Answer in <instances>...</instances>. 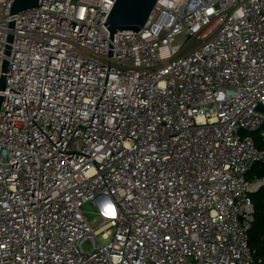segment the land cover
<instances>
[{
	"label": "built area",
	"instance_id": "obj_1",
	"mask_svg": "<svg viewBox=\"0 0 264 264\" xmlns=\"http://www.w3.org/2000/svg\"><path fill=\"white\" fill-rule=\"evenodd\" d=\"M13 2L0 0V264H256L264 0H157L113 38L116 0Z\"/></svg>",
	"mask_w": 264,
	"mask_h": 264
},
{
	"label": "water",
	"instance_id": "obj_2",
	"mask_svg": "<svg viewBox=\"0 0 264 264\" xmlns=\"http://www.w3.org/2000/svg\"><path fill=\"white\" fill-rule=\"evenodd\" d=\"M157 0H116L108 15L105 25L108 27L111 37L119 31L135 30L138 32L147 22ZM42 0H14L10 14H17L32 8L39 7ZM14 23H11L13 26ZM12 37H10L11 39ZM9 61L6 59L3 71L8 70ZM1 89L6 86L5 75L1 78ZM3 97L0 96V109ZM262 108V107H261Z\"/></svg>",
	"mask_w": 264,
	"mask_h": 264
},
{
	"label": "trees",
	"instance_id": "obj_3",
	"mask_svg": "<svg viewBox=\"0 0 264 264\" xmlns=\"http://www.w3.org/2000/svg\"><path fill=\"white\" fill-rule=\"evenodd\" d=\"M256 145L264 149V142L261 135L253 133ZM264 163H257L248 173L247 178H263ZM254 204V222L249 232V247L254 255L256 264H264V186L251 195Z\"/></svg>",
	"mask_w": 264,
	"mask_h": 264
},
{
	"label": "rangeland",
	"instance_id": "obj_4",
	"mask_svg": "<svg viewBox=\"0 0 264 264\" xmlns=\"http://www.w3.org/2000/svg\"><path fill=\"white\" fill-rule=\"evenodd\" d=\"M255 133H257V134L260 135V131L255 132ZM260 137H261V136H260ZM83 210H84V212H85V215H86L87 219H88L91 223H94L95 220L98 219L97 215L94 213L95 207H94L93 203L90 202V203L85 204V205L83 206ZM85 248H86V249H89L88 246H85Z\"/></svg>",
	"mask_w": 264,
	"mask_h": 264
}]
</instances>
